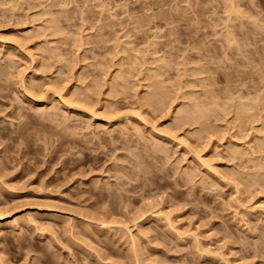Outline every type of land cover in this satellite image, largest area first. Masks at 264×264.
<instances>
[{
	"label": "rangeland",
	"instance_id": "obj_1",
	"mask_svg": "<svg viewBox=\"0 0 264 264\" xmlns=\"http://www.w3.org/2000/svg\"><path fill=\"white\" fill-rule=\"evenodd\" d=\"M0 2V264H264V0Z\"/></svg>",
	"mask_w": 264,
	"mask_h": 264
},
{
	"label": "bare ground",
	"instance_id": "obj_2",
	"mask_svg": "<svg viewBox=\"0 0 264 264\" xmlns=\"http://www.w3.org/2000/svg\"><path fill=\"white\" fill-rule=\"evenodd\" d=\"M0 3H4V2H0ZM226 3H227V2H226ZM229 4H230V3H229ZM231 4H232V3H231ZM236 4H237V3H236ZM228 6H229V5H227V7H228ZM232 6H233V5H232ZM14 8H15V7H14ZM229 8H230V7H229ZM227 9H228V8H227ZM13 10H14V9H13ZM226 12H227V11H226ZM229 13H230V12H229ZM238 13H239V12H238ZM239 15H240V13H239ZM240 16H241V15H240ZM169 18H170V17H169ZM231 18H232V17H231ZM229 20H230V19H229ZM55 22H56V21H55ZM42 34H43V33H42ZM29 35H30V34H29ZM36 35H37V34H36ZM229 35H230V34H229ZM38 36H39V35H38ZM228 37H229V36H227V38H228ZM79 38H80V37H79ZM79 38H78V39H79ZM26 39H27V38H26ZM78 39H77L76 41L80 42ZM75 43H76V42H75ZM229 45H230V44H229ZM232 45H233V44H232ZM119 46H120V45H119ZM127 46H128V44H127ZM39 47L41 48V45L38 46V48H37V50H36V51H38V54H39V53H42L43 50H44V53H48V52H49V53H48L49 55L47 54V56H49V57H50V56H52V57L55 56L54 54H52L54 49H53L52 51H50L49 49H43V48L40 49ZM42 47H44V46H42ZM44 48H45V47H44ZM46 48H47V47H46ZM116 48H117V47H116ZM123 48H124V47H122V49H123ZM39 49H40V50H39ZM128 49H129V48H128ZM30 50H31V49H30ZM41 50H42V51H41ZM45 50H48V51L45 52ZM126 50H127V49H126ZM126 50H124V52H126ZM136 50H137V49H136ZM136 50H134V51H136ZM201 50H202V49H201ZM201 50H200V51H201ZM9 51H11V50H9ZM26 51H27V50H26ZM137 51H138V50H137ZM7 52H8V51H7ZM31 52H32V51H31ZM33 52H34V51H33ZM51 52H52V53H51ZM127 52H128V51H127ZM129 52H130V51H129ZM132 52H133V51H132ZM9 53H12V52H9ZM35 53H36V52H35ZM44 53H42L41 55L43 56ZM50 53H51L52 55H51ZM130 53H131V52H130ZM138 54H139V52H138ZM152 54H153V53H152ZM208 54H209V53H208ZM215 54H216V53H215ZM29 55H30V54H28V57H29ZM33 55L36 56V57H33ZM33 55H32V58H34V60H35V62H36V59H35V58H37V56L39 57V55H35V54H33ZM8 56H9V60H11V59L14 60V59H15L14 57H13V58H10V55H8ZM12 56H14V55H12ZM42 56H41V57H42ZM45 56H46V54L44 55V57H45ZM47 56H46V57H47ZM30 57H31V56H30ZM44 57H43V58H44ZM55 57H57V56H55ZM32 58H30V59H32ZM138 58H139V57H138ZM6 59H7V58H6ZM47 59H48V58H47ZM49 59H50V58H49ZM199 59H200V58H199ZM208 59H209V58H208ZM34 60H33V61H34ZM123 60H124V59H123ZM157 60H158V59H157ZM157 60H156V61H157ZM223 60H224V59H223ZM213 61H214V60H213ZM220 61H221V60H220ZM12 62H14V61H11V63H12ZM31 62H32V61H31ZM37 62H38V59H37ZM120 62H122V59H121ZM203 62H205V61H203ZM154 63H157V62H154ZM36 64H37V63H36ZM134 64H135V63H134ZM183 64H184V63H183ZM219 64H220V62H219ZM219 64H218V65H219ZM160 65H161V64H160ZM160 65H159V66H160ZM184 65H185V64H184ZM120 66H121V65H120ZM122 66H123V65H122ZM157 68H159V67H157ZM192 69H193V68H192ZM196 69H197V68H196ZM6 71H8V70H6ZM148 71H149V72H147V73H148L149 75L146 74L147 76L145 75V78H144V79H145L146 81H150V82L153 81V79H154V81H153V83L151 84V86H148V85H147V86H145V87H148L147 89H150V90H151V89H154V90H153V92L150 91L149 94H148V91H149V90H147V92H145L144 95L146 96V94H147V96H146L145 98H146V99H149L150 102H151V104H153V106H154V104L159 105V104L162 102L161 99H162V98L165 99L164 97H166L167 92H169V90H172V89L170 88L169 90H167V88H166L167 91H166V92H163V91L161 90V89H162V88H161V84H163L162 82H164V81L159 80V78H157L158 80L155 79L156 77H160V74H158V73L156 74V72H155L156 75L153 74V73H154V72H152L153 69H152V71H151V70H148ZM157 71H158V70H157ZM202 71H203V70H202ZM159 72H160V71H159ZM199 72H200V71H199ZM22 73H24V71H23ZM25 73H26V71H25ZM121 73H122V72H121ZM152 74H153V75H152ZM10 75H11V74H10ZM20 75H21V74H20ZM34 75H35V74H34ZM150 75H152V76H150ZM158 75H159V76H158ZM17 76H18V74H17ZM30 76H33V74L30 75ZM21 77H22V78H25V77H23V76H21ZM122 77H123V76H122ZM146 77H147V78H146ZM15 78H18V77H15ZM161 78H162V76H161ZM161 78H160V79H161ZM18 79H19V78H18ZM147 79H148V80H147ZM15 80H17V79H15ZM31 80L33 81V79H31ZM94 80H95V79H94ZM94 80H93V81H94ZM24 81H26V80H23V82H21V79H19V80L17 81V82H18L17 85H18V84L20 85V84L22 83L21 86H19V85H18V86H19L20 88H23V85L25 86V83H27V82L24 83ZM32 81H31V82H32ZM160 81H162V82H160ZM29 82H30V81H29ZM31 82H30V83H31ZM30 83H28V84H29V85H32V84L34 85V84H35V83H31V84H30ZM98 83H99V82H98ZM98 83H97V84H98ZM148 83H149V82H148ZM164 83H165V82H164ZM97 84H96V85H97ZM149 85H150V84H149ZM187 85H188V84H187ZM27 86H28V85H27ZM27 86H25L24 89H27ZM34 86H35V85H34ZM89 86H90V85H89ZM111 86H112V85H111ZM243 86H244V85H243ZM91 87H93V86H91ZM94 87H95V86H94ZM124 87H125V86H124ZM185 87H186V86H185ZM196 87H197V86H196ZM113 88H114V87H111V90H113ZM115 88H116V87H115ZM187 88H188V87H187ZM82 89H83V88H82ZM84 89H85V88H84ZM88 89H89V88H88ZM125 89H126V87H125ZM179 89H180V88H178V90H179ZM184 89H185V88H184ZM78 90H79V89H78ZM159 90L162 91V93H164V94L159 93V92H160ZM180 90H182V89H180ZM22 91H24V90H22ZM75 91L77 92V90H75ZM80 91L82 92L81 89H80ZM86 91H87V90H86ZM88 91H89V90H88ZM24 92H26V93L28 92L27 95L30 94L28 90H26V91H24ZM78 92H79V91H78ZM84 92H85V91H84ZM178 92H179V91H178ZM262 92H263V90H262ZM26 93H25V94H26ZM79 93H80V92H79ZM79 93H78V94H79ZM87 93H88V92H87ZM89 93H90V92H89ZM172 93H173V92H172ZM23 94H24V93H23ZM58 94H59V92H58ZM58 94L55 93L54 95H57V96H58ZM76 94H77V93H76ZM90 94H91V93H90ZM90 94H89V96H90ZM190 94H191V93H189V96H190ZM30 95H31V94H30ZM30 95H29V96H30ZM74 95H75V94H74ZM82 95H83V93H82ZM84 95H85V96L83 97L84 99H82V96L79 95L80 98L78 97L79 99H77L75 102H76V103L83 104V105L85 104V105H88V106H89V105L92 103V101L90 100L91 96H90V97L87 96L86 92H85ZM144 95H143V96H144ZM168 95H169V93H168ZM192 95H193V93H192ZM192 95H191V96H192ZM195 95H196V94H195ZM86 96H87V97H86ZM162 96H164V97H162ZM184 96H185V95H184ZM184 96H183V97H184ZM207 96H208V95H207ZM217 96H218V95H217ZM75 97H76V96H75ZM85 97H86V98H85ZM167 97H168V96H167ZM167 97H166V98H167ZM58 98H59V100L66 102V105H65L64 102H63V104H64V105L62 104L63 107L66 106V108H67V106H70V108L74 109V111L77 110V109H79L78 111H81L82 109H85V108L87 107V106H86L85 108H83V106L81 107V106H79V105L71 104V103H69V100L66 101V100H65L66 98L64 99V96H62V95H59ZM145 98L142 97V99H144V100H141V101L144 102V101H145ZM177 98H178V97H177ZM184 98H185V97H184ZM184 98H183V99H184ZM216 98H217V97H216ZM32 99H33V98H32ZM62 99H63V100H62ZM75 99H76V98H75ZM91 99H93V98H91ZM190 99H191V98H190ZM196 99H197V98H196ZM219 99H220V98H219ZM228 99H230V98H228ZM29 100H30V99H29ZM149 100H146L145 103H150ZM165 100H166V99H165ZM165 100H163V102H165ZM173 100H174V99H173ZM173 100H172V102H173ZM185 100H186V98H185ZM187 100H188V99H187ZM231 100H232V99H231ZM231 100H230V101H231ZM256 100H257V99H256ZM147 101H148V102H147ZM152 101H153V102L155 101L156 103H155V102L152 103ZM159 101H160V102H159ZM167 101H168V100H167ZM176 101H177V100H176ZM222 101H223V100H222ZM238 101H239V99H238ZM31 102H32V101H31ZM45 102H46V101H45ZM57 102H58V101H57ZM67 102H68L69 104H68ZM158 102H159V103H158ZM34 103H36V102H34ZM58 103H59V102H58ZM58 103H57V104H58ZM169 103H171V102H169ZM206 103H207V102H206ZM206 103H205V104H206ZM259 103H260V102H259ZM38 104H39V103H38ZM38 104H36V105H38ZM54 104H55V103H54ZM57 104H56V105H57ZM92 104H93V103H92ZM219 104H220V103H219ZM242 104H243V103H241V104L239 105V107H240ZM244 104H245V103H244ZM248 104H249V103H248ZM253 104H254V103H253ZM144 105H146V104H143V106H144ZM167 105H168V103H167ZM201 105H202V104H201ZM256 105H257V104H256ZM30 106H31V105H30ZM40 106H41V105H40ZM44 106H45V105H44ZM78 106H79V107H78ZM150 106H152V105H150ZM159 106H160V105H159ZM159 106H158V107H159ZM162 106H163V103H162ZM223 106H224V105H223ZM155 107H156V106H155ZM160 107H161V106H160ZM160 107H159V109H160ZM191 107L194 108V106H192V105H191ZM199 107H200V106H199ZM241 107H242V106H241ZM241 107H240V108H241ZM244 107H245V106H244ZM32 108H33V107H32ZM51 108H52V107H51ZM64 108H65V107H64ZM87 108H88V107H87ZM140 108H142V107H140ZM201 108H202V107H201ZM208 108H210V107L208 106ZM56 109H57V108L54 107V110H56ZM152 109H153V108H152ZM197 109H198V108H197ZM199 109H200V108H199ZM199 109H198V110H199ZM218 109H219V108H218ZM243 109H244V108H243ZM246 109H247V107H246L244 110H246ZM86 110H87V109H86ZM86 110H85V112H86ZM187 110H188V109H187ZM49 111H50V110H49ZM74 111H73V112H74ZM78 111H77V112H78ZM138 111H139V110H138ZM178 111H179V110H178ZM200 111H201V110H200ZM40 112H41V111H40ZM83 112H84V111H83ZM247 112H248V111H247ZM249 112H250V111H249ZM251 112H252V110H251ZM261 112H262V111H261ZM87 113H88V112H87ZM220 113H221V112H220ZM239 113H240V114H241V113H244V118H245V116H247V115H245V114H247V113L243 112V110H242V112H239ZM256 113H257V112H256ZM89 114H90V112H89ZM91 114H93V116L95 115L94 112H91ZM209 114H210V113H209ZM211 114H212V113H211ZM249 114H250V113H249ZM258 114H259V113H258ZM56 115H57V114H56ZM143 115H144V114H143ZM199 115H201V117H199ZM202 115H203V114L201 113V114H198V115H196V116H198L199 118L202 119V118H203ZM255 115H256V114H255ZM51 116H52V115H51ZM93 116H92V117H93ZM136 116H138L139 118H141L140 114H139V115L136 114ZM55 117H56V116H55ZM99 117H100V116H99ZM198 117H197V119H199ZM255 117H256V116H255ZM259 117H260V115H259ZM139 118H138V119H139ZM242 118H243V117H242ZM246 118H247V117H246ZM253 118H254V117H253ZM263 118H264V117L262 116V119H263ZM89 119H90V118H89ZM98 119H99V118H98ZM141 119H142V118H141ZM141 119H140V121H141ZM197 119H196V120H197ZM136 120H137V119H136ZM143 120H144L145 123H147V122H146V119H143ZM143 120H142V121H143ZM235 120H236V119H235ZM245 120H246V119H245ZM127 121H128V120H127ZM140 121H139V122H140ZM197 121H198V120H197ZM199 121H202V120L199 119ZM263 121H264V120H263ZM247 122L250 123V122H253V121H249V119H248ZM259 122H260V121H259ZM141 123H142V122H141ZM145 123H144V124H145ZM198 123H199V122H198ZM127 124H128V123H127ZM182 124H183V123H182ZM238 125H239V124H238ZM253 125H254V124H253ZM125 126H126V125H125ZM125 126H124V128H125ZM182 126H184V125H182ZM226 126H227V125H226ZM127 127H128V126H127ZM218 127H219V126H218ZM122 128H123V127H122ZM226 128H227V127H226ZM151 129H152V128H151ZM153 129H155V128H153ZM214 129H215V128H214ZM224 129H225V127H224ZM245 129H246V128H245ZM136 130H137V129H136ZM139 130H141V129H139ZM211 130H212V129H211ZM254 130H255V129H254ZM257 130H258V129H257ZM126 131H127V130H126ZM153 131H154V130H153ZM217 131H218V130H217ZM225 131H226V130H225ZM250 131H251V130H250ZM139 132H142V131H139ZM150 132H151V131H150ZM254 132H256V131H254ZM204 133H205V132H204ZM244 133H245V132H244ZM261 133H262V132H261ZM143 134H144V133H143ZM154 134H155V133H154ZM242 134H243V133H242ZM248 134H249V133H248ZM256 134H257V133H255V135H256ZM138 135H139V134H138ZM140 135H141V134H140ZM170 135H171V134H170ZM170 135H168V136H170ZM234 135H235V134H234ZM258 135H259V134H258ZM145 136H146V135H145ZM246 136H247V135H246ZM262 136H263V135H262ZM171 137H173V136H171ZM174 137H175V135H174ZM237 137H238V136H237ZM260 137H261V136H260ZM175 139H176V138H175ZM175 139H174V141H175ZM229 139H230V138H229ZM178 140H179V139H178ZM178 140H176V141H178ZM222 140H223V139H222ZM224 140H225V139H224ZM247 140H248V138H247ZM179 141H180L181 143H184V142H182L181 140H179ZM261 141H262V140H261ZM263 141H264V140H263ZM180 142H179V144H180ZM251 142H252V141H251ZM151 143H152V142H151ZM158 143H159V142H158ZM263 143H264V142H263ZM263 143H262V144H261V143H260V144H259V143H256L255 145L258 146V144H259L260 147H259V146H258V147L261 148V149L263 150V149H264V144H263ZM177 145H178V144H177ZM245 145H246V144H245ZM246 146H247V145H246ZM153 147H154V146H153ZM153 147H152V148H153ZM236 147H238V146H236ZM248 147H249V146H248ZM245 148H246V147H245ZM160 149H162V148H160ZM190 149H191V148H190ZM234 149H235V150H234ZM243 149H244V148H243ZM248 149H249V148H248ZM163 150H164V149H163ZM233 150L235 151V152L233 151V152H234V155H235V153H236V155L239 156V158H240V156L244 158L245 156H246V157L249 156L251 153H252V154L255 153V152L253 153V151H252V150H254L253 148H252V150H251V148H250V150L245 149L244 151H241V148H240V149L233 148ZM249 151H251V152L249 153ZM254 151H255V150H254ZM257 151H258V150H257ZM220 154H223V153H220ZM230 154H231V153H230ZM257 154H258V153H257ZM194 155H195V152H194ZM227 156H228V155H227ZM229 156H230V155H229ZM237 156H236V157H237ZM198 157H199V156H198ZM249 157H250V156H249ZM251 157H252V156H251ZM261 157H262V156H261ZM199 158H201V157H199ZM231 158H232V157H231ZM234 158H235V157H234ZM200 160H202V159H200ZM250 160L252 161L251 158H250ZM247 161H249V158H248ZM202 162H203V160H202ZM205 162H206V161H205ZM205 162H204V164H206V165H204V164H203V165L206 166V167H208V169L210 170V169H211V167L209 168L210 165L207 164L208 162H206V163H205ZM249 162H250V161H249ZM210 163H211V162H210ZM251 164H252V163H251ZM254 164H255V161H254ZM254 164H252V165L254 166ZM261 167H262V166H261ZM0 168H1V167H0ZM213 168H214V167H212V169H213ZM253 168H254V167H253ZM262 168H263V167H262ZM262 168H261V169H262ZM206 169H207V168H206ZM208 169H207V170H208ZM212 169H211V171H212ZM0 170H1V169H0ZM213 170H214V169H213ZM213 172H214V171H213ZM1 174H2V173H1ZM1 174H0V175H1ZM215 174H216V173H215ZM185 175H186V173H185ZM185 175H184V176H185ZM190 176H191V175H190ZM190 176H189V177H190ZM188 179H189V178H188ZM190 179H191V178H190ZM191 180H192V179H191ZM188 182H189V181H188ZM260 206H261V205H260ZM261 209H263V208H261ZM262 211H264V209H263ZM0 214H1V213H0ZM160 214H161V212H160ZM2 215H3V214H2ZM157 215H158V214H157ZM162 215H163V214H162ZM28 216H29V215H28ZM30 216H31V215H30ZM2 217H4V216H2ZM165 217L167 218V216H165ZM148 218H149V217H148ZM167 220H168V219H167ZM0 221H1V216H0ZM17 221H18V222L14 221L15 224H14V225H11V226H9V227H17V228H18L19 224H22V225H23V223H24V222H22L21 220H20V222H19V220H17ZM103 222H104V221H103ZM105 222H106V221H105ZM33 223H34V222H33ZM169 223H170V222H169ZM169 223H168V224H169ZM10 224H11V223H10ZM10 224H8V225H10ZM25 224H27V223L25 222ZM103 224H104V226H106L105 223H103ZM103 224H102V225H103ZM0 225H1V224H0ZM2 225H3V224H2ZM107 225H108V224H107ZM168 226H169V225H168ZM170 226H171V223H170ZM21 227H22V226H21ZM21 227H20V228H21ZM100 227H101V226H100ZM71 228H72V227H71ZM170 228H171V227H170ZM14 230H15V229H14ZM127 230L129 231V229H127ZM128 231H127V232H128ZM142 233H143V232H142ZM125 234H126V233H125ZM131 240H132V239H131ZM132 241H133V240H132ZM137 244H138V243H137ZM131 250H132V249H131ZM133 250H134V249H133ZM1 252H2V251H1ZM131 252H132V251H131ZM138 252H139V251H138ZM135 253H136V252H135ZM132 254H134V253H132ZM134 255H136V254H134ZM136 256H137V255H136ZM134 257H135V256H134ZM136 258H137V257H136ZM136 258H135V259H136ZM133 259H134V258H133ZM136 260H137V259H136ZM98 261H99V260H98ZM137 261H138V260H137Z\"/></svg>",
	"mask_w": 264,
	"mask_h": 264
}]
</instances>
